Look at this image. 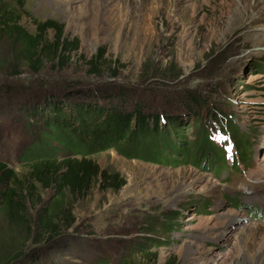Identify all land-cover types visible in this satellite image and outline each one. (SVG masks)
I'll return each instance as SVG.
<instances>
[{"label":"rangeland","instance_id":"rangeland-1","mask_svg":"<svg viewBox=\"0 0 264 264\" xmlns=\"http://www.w3.org/2000/svg\"><path fill=\"white\" fill-rule=\"evenodd\" d=\"M4 3L29 31L52 20L64 26V39L79 42L61 67L48 63L34 74L12 59V41L0 39V58L8 61L0 67V159L7 165L21 170L18 158L32 141L26 110L45 93L71 89L77 103H117L124 94L129 104L144 102L185 123L196 117L185 106L188 97L207 98V109H217V120L207 119L212 137L227 163L214 174L211 165L173 167L113 150L93 156L101 170L125 178V186L113 192L96 182L74 197L75 226L24 263L264 264V0ZM225 116L251 147L248 167L231 168L235 149ZM184 132L186 144L198 131L185 126ZM170 213L174 229L165 235ZM135 245L149 247L131 258Z\"/></svg>","mask_w":264,"mask_h":264},{"label":"trees","instance_id":"trees-1","mask_svg":"<svg viewBox=\"0 0 264 264\" xmlns=\"http://www.w3.org/2000/svg\"><path fill=\"white\" fill-rule=\"evenodd\" d=\"M22 20L17 10L0 0V39L7 37L12 41V59L21 63L20 68L40 74L48 63L61 67L65 56L78 50L77 39L69 42L63 38L62 24L49 20L36 23L34 31H29ZM2 59L1 68L8 62ZM70 92L74 94L72 89L60 95L45 93L39 103L26 110L32 141L18 158L21 170L0 159V264H25L29 257L38 256L36 249L40 245H48L72 229L76 222L74 197L86 194L92 184L100 182L113 192L125 186L126 180L120 174L101 170L92 160L102 152L113 150L127 159L173 167L183 162L206 164L213 167L214 174L227 166L226 151L213 139V127L207 120H217V109H207V98L188 97L185 106L191 113L196 112L192 114L196 117L185 123L169 114L165 117L163 112L157 113L144 102L129 104L124 94L116 97L117 103L112 100L100 104L77 103ZM205 109L207 114L201 115L199 110ZM224 121L235 149L231 168L239 169L240 164L248 167L251 147L232 119L226 117ZM185 126L198 131L195 140L186 144L182 139ZM47 191L52 194L45 201ZM172 215H167L163 224L165 235L174 229ZM148 247L135 245L128 254L131 258L143 256ZM128 263L131 260L124 259L122 264Z\"/></svg>","mask_w":264,"mask_h":264}]
</instances>
